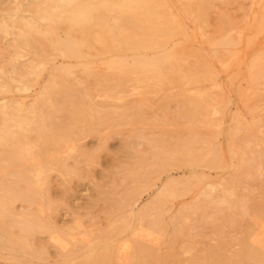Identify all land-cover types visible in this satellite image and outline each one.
Listing matches in <instances>:
<instances>
[{"label":"bare ground","instance_id":"obj_1","mask_svg":"<svg viewBox=\"0 0 264 264\" xmlns=\"http://www.w3.org/2000/svg\"><path fill=\"white\" fill-rule=\"evenodd\" d=\"M187 21L202 31L203 0H0V263H182L161 256L147 243L151 238L160 240L154 236L164 228L159 229L163 224L158 219L163 206L178 197L169 182L156 195L155 208L145 206L132 212L129 209L137 191L130 188L123 195L114 194L117 187L113 182L115 189L109 194L103 184L96 186V198L83 208L85 214L79 213V207L69 208L73 219L60 225L57 212L70 198V183L81 176L83 164L92 159L93 152L103 150L98 146L86 152L79 142L118 128L127 118L130 124L143 120L147 98H142V93L141 99L118 111L105 110L110 100L125 99L129 88L188 86L213 80V71L198 52L186 51L193 42ZM180 37L182 42L173 43ZM219 40L216 37L211 44ZM189 58L194 60L193 66ZM260 74L264 76V70L255 74L257 79ZM35 87H39L36 97L30 100ZM106 99H110L107 104ZM202 100L185 97L171 120L201 123L207 119L209 107L208 99ZM162 106L169 114L167 105ZM163 122L161 128L171 121L168 125ZM190 129L186 138L168 130L151 134L148 142L153 145L154 166L159 167L156 172L185 163L194 168L230 169L223 163L219 148L212 146L204 153L200 148L205 142L202 134ZM245 129L239 126L230 132L241 151L230 152L238 163L233 175L222 179L221 196L204 191L198 194L221 215L223 225L210 222L215 230L232 226L236 233L241 228L243 236L239 235L232 246L225 242L230 235L223 237L225 241L221 235L216 248L204 251L208 253L199 258L201 264H264V129L253 132L250 143L239 138ZM105 139L106 135L99 141L104 143ZM128 151H135V147H128ZM184 156L191 160L184 163ZM143 165L141 169H147ZM122 171L125 176L131 172L136 179L143 177L136 171ZM201 182L199 178L194 184ZM153 208L161 213L146 230L140 225ZM198 210L195 202L178 212ZM107 212H121V219L105 227ZM244 216L248 221L241 226ZM169 225L175 237L186 235L183 220ZM229 248L234 255L238 253V261L227 259Z\"/></svg>","mask_w":264,"mask_h":264},{"label":"rangeland","instance_id":"obj_2","mask_svg":"<svg viewBox=\"0 0 264 264\" xmlns=\"http://www.w3.org/2000/svg\"><path fill=\"white\" fill-rule=\"evenodd\" d=\"M175 13L177 15V10H175ZM203 18L205 24L201 28V32L195 29L189 21L186 22L189 37L193 39V42L186 46V51H188L187 53L194 51L200 53V55L197 53V56H201L206 66L213 71V80L188 86L136 88L135 91L129 88L130 93L125 99L113 101L109 99L108 105L111 108L107 109V106L105 110L118 111L129 106L132 101L141 99V95L142 98H147L146 102L148 104L145 102L142 107L143 113H145L142 122L130 124L131 121L129 120L131 119H125L122 121L123 126L121 122V126L118 128H110L101 134V136L106 135L104 143L99 141L101 137L99 134L83 138L79 142L86 152H93L98 146H103V150L93 152L91 154L92 159L83 164L81 176L70 183V198L67 202L61 203L59 212H57L60 225L73 219V216L69 215L71 213L67 212L69 208L79 207L82 209L79 212L80 214L86 213L83 208L87 207L88 203L96 198L95 189L97 185L103 184L105 191L109 189L107 194L112 193V190L115 189L113 187L114 183L117 187V192L114 191V194L120 192V195H123L122 193H125V190L135 189L137 196L130 206L131 209H129L133 212L141 208L150 207L151 209V207H154L153 203L156 202L154 201L156 195L163 184L169 182L171 188L173 187L172 189L177 191L178 197L170 199L163 206L164 212L162 213L155 212L154 207V211L148 212L140 225V227L147 230L161 213L158 219L160 222L162 221L163 225L160 224L161 228L159 229L166 227L167 230L165 229V231L163 228L161 231H155L156 235L154 237H158L159 241L153 238L147 240L149 245L158 249L161 256L179 259V261H176L182 262L181 264H201L200 257H204V254L206 255V253L216 248L215 245L220 242L221 235H223L222 238H228V235H230V240H233L231 243L230 240L227 239L228 242L223 239L232 246L236 240L238 241L243 236V234H239L241 228L238 229V226L236 227L238 229L237 233V230L230 229L232 227L230 225V227L226 226L221 230L219 228V231L215 230L214 224L217 223V226H219L218 223L223 225L221 215L213 212L214 208L207 206L198 194L201 195L204 191V193L212 192L216 198L221 196L223 193L222 179L233 175L238 162L230 156V152L233 150L240 152L241 150L234 144L230 132H235V129L239 126L244 129L254 128V133L264 129V76L260 74V79L255 76L258 71L264 70V0H203ZM225 22H230V25H225ZM216 37L220 38L219 42L216 45L211 44ZM226 39H229L228 43H225ZM183 40V37H180L173 43L176 44ZM188 62L192 66L195 64L192 58H189ZM38 88L32 89L29 94L30 100L36 97ZM149 92L153 94L148 95ZM140 93L142 94L140 95ZM185 97L201 101H203L202 99H208L207 119L199 124H191L187 120H171L173 116L176 117V113L179 111L181 102ZM109 100H104L105 104ZM98 101L101 104L102 100L98 99ZM149 103L152 104L149 105ZM163 103L169 108V114L168 111L166 112L163 109ZM101 105L104 106V104ZM103 106H99V108H103ZM102 110L100 111L102 112ZM164 115L171 117L169 119L168 116H165L168 117V119H165ZM161 116L164 118L163 120H161ZM157 118L159 124H162L163 121L166 123L171 122L170 124L167 123L169 126L161 128L163 124L157 125L155 123ZM190 128L202 134L205 142L199 146L203 152L207 153L209 148L216 146L220 150L219 155L223 163L226 167L230 166V169L225 171L224 168L208 169L196 168V166L194 168L193 165L185 163L190 161L191 157L184 156L182 160H184L185 166L175 165L165 172H156L159 167L154 166V149L153 145L148 142L151 134H161L162 130H168L173 134L178 132L180 136L186 138L191 130ZM253 132H247V129H245L239 134V138L248 139L247 141L250 143V136L254 134ZM137 133L141 134L142 137L137 138L135 135ZM130 146L135 147V151H128ZM142 163L147 166V169H141ZM125 169H128V172L129 170L139 172L143 174V177L136 179L134 173H132L133 175L129 174L131 172L125 176L121 173V171L125 173ZM201 174H204L203 177H201ZM199 178L202 184H194ZM120 181L124 182L118 183ZM102 198L104 197L102 196ZM201 198L202 201L199 202ZM195 202L196 206L199 207V212H183L179 215V210L187 205L192 206ZM151 204L153 206H150ZM204 209L205 211L208 209V212H205ZM120 219L121 212H114L113 214L107 212V221L104 225L105 227L113 226ZM175 220L184 221L186 235L177 237L173 235L172 225L169 224ZM85 221H88V218H85ZM241 221H243L240 223L241 226H245L248 217L244 216ZM210 222L215 223L210 224ZM117 224L121 225L120 223ZM159 232L163 234L160 235ZM127 244L123 243L122 245ZM207 250L208 252H204ZM51 251L53 252L52 249ZM236 254L238 253L235 252L234 255L229 248L226 257L233 263L239 260Z\"/></svg>","mask_w":264,"mask_h":264}]
</instances>
